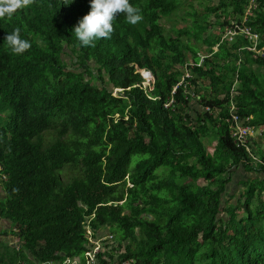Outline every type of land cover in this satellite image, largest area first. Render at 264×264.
<instances>
[{
  "label": "trees",
  "instance_id": "obj_1",
  "mask_svg": "<svg viewBox=\"0 0 264 264\" xmlns=\"http://www.w3.org/2000/svg\"><path fill=\"white\" fill-rule=\"evenodd\" d=\"M129 2L140 21L82 45L89 0H0V264H86L88 234L98 264H264V0ZM231 102L260 129L245 146ZM239 167L256 175L224 199Z\"/></svg>",
  "mask_w": 264,
  "mask_h": 264
},
{
  "label": "clouds",
  "instance_id": "obj_2",
  "mask_svg": "<svg viewBox=\"0 0 264 264\" xmlns=\"http://www.w3.org/2000/svg\"><path fill=\"white\" fill-rule=\"evenodd\" d=\"M72 1L74 0H64V5ZM89 3L90 10L74 27L75 35L82 45H92L94 40L109 36L113 30V20L119 12L126 13V19L132 24L142 19L140 10L129 0H89ZM6 10L12 11L11 8ZM0 14H3V10H0ZM4 39L16 53H22L31 46L30 41L21 36L18 28L8 33ZM141 73L144 78H151L150 72L141 70ZM7 243L16 248L13 236H10Z\"/></svg>",
  "mask_w": 264,
  "mask_h": 264
},
{
  "label": "rangeland",
  "instance_id": "obj_3",
  "mask_svg": "<svg viewBox=\"0 0 264 264\" xmlns=\"http://www.w3.org/2000/svg\"><path fill=\"white\" fill-rule=\"evenodd\" d=\"M189 2H191L193 4V6L195 7V11L197 13H200V11H202L203 5L205 4H211V3H215L218 0H188ZM184 12V10H179L176 13L177 14H171L170 17H164L161 18V23L164 26V33H168L170 35H173V29L176 28H183L187 23V21H182L181 20V14ZM209 19H214V16L211 15L209 16ZM184 39V37L182 38ZM63 60L66 61L67 65L69 67H72V59H70V57L66 56L63 54ZM145 85H147V82H144ZM117 89L113 90V94H116ZM257 143H259V145L263 146L264 145V139L262 137H258L257 138ZM209 151H211V147L208 148ZM76 171L72 172L70 170H66V171H62L60 174L61 180L69 181L71 178H73L72 176L76 175ZM256 174L254 172H246L244 171L241 167L237 168L233 173H232V179L230 180V182L227 184V191L228 193L226 194L225 198H228L229 200L235 199L236 195H237V191L239 190V188L241 187L240 180H243L247 177H254ZM1 229V227H0ZM10 238V236L6 235V236H1L0 235V239H4V240H0V247L5 245V242H7V240ZM91 238V236H90ZM94 238H92L93 240ZM8 245V244H7ZM112 247L117 245V242L112 243ZM97 258L93 257V264H98L96 261ZM89 261V260H88ZM88 262L86 261V264ZM77 264V263H74Z\"/></svg>",
  "mask_w": 264,
  "mask_h": 264
},
{
  "label": "built area",
  "instance_id": "obj_4",
  "mask_svg": "<svg viewBox=\"0 0 264 264\" xmlns=\"http://www.w3.org/2000/svg\"><path fill=\"white\" fill-rule=\"evenodd\" d=\"M237 30L239 32H241L245 37L249 38V39H252V40H255L256 39V35L251 33L249 31V29L247 27H243L241 29H239L236 25L234 26V28L232 27H226L225 28V32H224V35L223 37H226L228 39L231 38V36H233L235 33H237ZM234 87H232L231 89V95L235 94V91H234ZM172 101V100H171ZM205 109L207 110L208 108L205 107ZM234 104L231 102V105H230V113H231V123H232V135L234 137V140H235V143L237 146H240V145H244L247 143V140L249 137H253L254 134L256 133H259L260 132V129H253L250 127V125L248 124H244V121L243 119H240L239 117H237V115L234 113ZM246 149L248 150V147L246 146ZM90 234H88V237L89 239H91V243L93 245V249L92 251H89L87 252V256H88V259L87 261L89 260V263L90 264H93V252H96L98 251L99 249V244L104 240L102 235H98V239L97 238H94L92 240L93 237L90 238ZM112 243H109L107 248H110L112 247ZM97 261V259H96Z\"/></svg>",
  "mask_w": 264,
  "mask_h": 264
},
{
  "label": "water",
  "instance_id": "obj_5",
  "mask_svg": "<svg viewBox=\"0 0 264 264\" xmlns=\"http://www.w3.org/2000/svg\"><path fill=\"white\" fill-rule=\"evenodd\" d=\"M145 73H146V75H147V72H145ZM145 73H144V74H145Z\"/></svg>",
  "mask_w": 264,
  "mask_h": 264
}]
</instances>
